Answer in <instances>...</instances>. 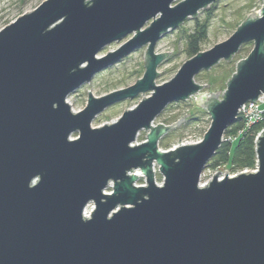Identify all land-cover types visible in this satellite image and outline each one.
Segmentation results:
<instances>
[{"label": "water", "instance_id": "water-1", "mask_svg": "<svg viewBox=\"0 0 264 264\" xmlns=\"http://www.w3.org/2000/svg\"><path fill=\"white\" fill-rule=\"evenodd\" d=\"M177 1L45 0L0 31V264H264V131L255 141L258 172L226 171L221 181L217 172L199 185L238 110L264 94V0L259 18L254 12L228 40L156 86L169 54L155 55L156 43L217 0L171 7ZM248 42L254 47L223 100L216 101L219 91L195 101L211 119L202 141L161 151L159 140L188 115L170 127H153L155 118L200 90V71ZM143 46L140 80L100 98L88 92L85 108L70 110V93ZM146 92L117 121L91 127L112 104ZM142 130L146 140L134 145ZM139 173L142 186L135 185ZM88 204L94 209L86 218Z\"/></svg>", "mask_w": 264, "mask_h": 264}, {"label": "rangeland", "instance_id": "rangeland-1", "mask_svg": "<svg viewBox=\"0 0 264 264\" xmlns=\"http://www.w3.org/2000/svg\"><path fill=\"white\" fill-rule=\"evenodd\" d=\"M45 0H0V31L14 22L23 14L29 13L37 8ZM89 1V0H88ZM181 0L173 3L175 6ZM262 7V0H217L208 7L199 10L194 18L186 19L179 27L172 29L161 36L155 45L154 54L160 55L169 53L165 60L157 67V77L154 81L156 86L163 85L169 82L176 75L180 67L188 61L190 55L188 53V36L196 34L198 29H205V37L199 42L200 52L209 51L214 45L220 44L228 40V38L236 31L251 14L258 11L256 18H259V11ZM150 22L144 25V29L149 26ZM132 35L126 36L118 42H114L103 48L98 57H105L107 54L115 52L123 44H125ZM253 42H248L239 48V50L229 60H220L216 65L208 70L200 71L194 77V83L200 87V90L192 95L186 101L169 104L153 121L152 126L162 125L170 127L184 118L177 124L169 133L164 135L159 140V149L168 151L174 147L181 145H194L202 141L204 134L210 127L211 119L207 110L195 105V101L200 100L201 95L205 94V98H210L216 92V101L223 100V94L226 90V83L231 79L236 71L237 64L245 59L253 49ZM147 46L136 49L125 58L118 61L116 64L106 68L96 74L89 83L79 87L67 97V103L73 113L82 111L87 103L88 92L95 98H100L113 92L126 89L136 81L140 80L145 71V53ZM208 85V88L206 87ZM151 96V92L141 93L132 99H125L116 102L95 116L91 122L92 128H100L106 124H111L117 121L125 110L135 108L142 99H147ZM238 116L236 117V119ZM229 128V127H228ZM226 132V131H225ZM223 134L221 144L232 146L243 136V133H238L234 136L235 139H229L228 134ZM147 131H140L136 137L134 145H138L146 140ZM246 133H249L248 131ZM78 133L71 135V139L77 138ZM252 133L250 136H255ZM256 139H254V146ZM230 150V149H229ZM232 149L227 153L228 156ZM216 153V152H215ZM214 153V154H215ZM256 155V153H255ZM208 161L203 169L200 184L206 185L213 176L217 173L218 179L221 181L227 171L228 177H235L243 173L258 172L257 160L252 168L242 170L228 169L219 163L213 167V159ZM213 159V160H212ZM154 180L157 185L163 181L162 176L158 172V168L154 165ZM134 172H131L133 175ZM138 180L135 183L137 186L145 184V178L138 175ZM106 193H111V187L105 190Z\"/></svg>", "mask_w": 264, "mask_h": 264}, {"label": "trees", "instance_id": "trees-1", "mask_svg": "<svg viewBox=\"0 0 264 264\" xmlns=\"http://www.w3.org/2000/svg\"><path fill=\"white\" fill-rule=\"evenodd\" d=\"M205 34V29L197 28L196 34L188 36L187 43L190 57L195 56L201 51L198 44L202 38L205 37ZM243 125L240 116H238L235 123L226 130L225 134L235 136L243 128ZM262 127L263 125L253 126V128L248 131L249 133H245L241 138H238L237 142L232 146L221 144L214 154L213 167L219 165V163H223V166H227L228 169L232 168V170H242L254 167L256 161L254 139L256 135L250 136V134L252 133L253 135L258 133ZM229 149H232V153L229 154L230 156L227 154L230 151Z\"/></svg>", "mask_w": 264, "mask_h": 264}, {"label": "built area", "instance_id": "built-area-1", "mask_svg": "<svg viewBox=\"0 0 264 264\" xmlns=\"http://www.w3.org/2000/svg\"><path fill=\"white\" fill-rule=\"evenodd\" d=\"M240 116L243 125V128L238 132L239 135L243 133V135L253 128L255 125H263L261 130L256 133L255 139L260 135L262 131H264V94H261L255 102H248L244 104L239 110L238 115ZM230 136V135H229ZM229 139H235L234 136L228 137ZM205 185H200V187H204ZM106 193V191H105ZM94 207L92 204H88L85 208L83 215L86 218H89L91 212Z\"/></svg>", "mask_w": 264, "mask_h": 264}]
</instances>
